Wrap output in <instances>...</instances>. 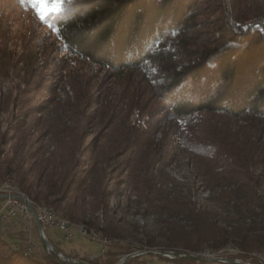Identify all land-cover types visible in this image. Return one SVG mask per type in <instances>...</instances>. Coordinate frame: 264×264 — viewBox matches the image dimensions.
I'll list each match as a JSON object with an SVG mask.
<instances>
[{
    "label": "trees",
    "instance_id": "obj_1",
    "mask_svg": "<svg viewBox=\"0 0 264 264\" xmlns=\"http://www.w3.org/2000/svg\"><path fill=\"white\" fill-rule=\"evenodd\" d=\"M199 1L70 0L62 13L51 14L54 33L66 52L112 72L140 74L141 70L154 69L140 77L152 85L136 87L134 99L127 101L122 111L109 106L112 115L107 127L116 128L120 140L110 148L104 147L111 138L94 147L90 165L76 181L75 196H61L75 167L61 152L53 154L51 160L39 161L38 176L30 177L25 165L31 147L22 146L17 159L0 160V182H13L36 205L57 214L68 198L106 212V165L115 150L122 148L128 155L127 178L138 198L151 212L188 222L169 228L166 249L196 253L230 245L238 252L229 258H244L255 250L264 252V200L258 192L264 182V0H228L229 5L226 0H210L209 9L218 15V22L201 35L188 32L195 25ZM148 91L154 100L146 107L140 95ZM125 111L128 114L122 119ZM143 113L149 114L143 117ZM219 116L226 120H216ZM229 120L245 123L231 125ZM165 121L179 145L191 154L205 186L218 188L214 197L217 204L233 202L238 213L252 211L250 206L259 207L258 222L239 224L237 218L221 216L215 210L197 209L177 191L168 195L162 187L164 177L152 173L153 165L163 162L159 145ZM156 131L163 132L159 140ZM65 149L66 154L75 153L73 146ZM61 211V217L107 241L122 237L110 223L100 227L91 220L74 219L65 207ZM231 220L236 224H229ZM221 221L228 224L221 226ZM154 244L159 245L149 240L144 247ZM110 250L106 256H96L91 264H119L117 251ZM135 257L122 264H144ZM173 259L196 262L187 257ZM0 264L71 263L58 259L54 252L36 259L0 234Z\"/></svg>",
    "mask_w": 264,
    "mask_h": 264
},
{
    "label": "rangeland",
    "instance_id": "obj_2",
    "mask_svg": "<svg viewBox=\"0 0 264 264\" xmlns=\"http://www.w3.org/2000/svg\"><path fill=\"white\" fill-rule=\"evenodd\" d=\"M210 2L199 1L195 8V25L188 30L189 33L201 35L216 25L218 15H213ZM226 4L229 5L228 0ZM151 71L154 69L141 70L140 74L131 70L112 72L93 66L65 51L54 33L51 15L41 21L30 5H22L20 0H0V160L17 159V151L22 146L31 147L26 152L25 166L29 167L30 177H37V163L47 158L51 160L53 154L61 152L64 160L75 164L73 175L65 181L61 196H75L76 181L90 165L89 156L94 147L104 139L108 141L111 138L107 146L103 145L104 148H110L120 140L118 133L114 132L116 128L107 127L111 122V108L122 111L124 104L134 99L132 95L136 87L146 88V84H150L149 80L144 81L140 77L143 73V77L148 76ZM149 96V91L140 95L141 103L146 107L154 100ZM156 104L153 103L154 106ZM123 114L122 119L128 113L125 111ZM143 114L144 117L146 113ZM222 119L226 120L221 116L216 120ZM229 121L231 125L245 123L243 120ZM168 124L160 129L165 128L159 145L161 154H164L163 162L152 167L153 174L164 177L162 187L168 195L172 196L177 191L197 209L215 210L221 216L237 218L239 224L248 226L252 221L258 222L259 207L250 206L252 211L240 210L242 212L238 213L233 202L217 204L214 197L218 188L211 190L205 186L191 154L179 145L178 137L172 134L173 128ZM162 133L156 131L155 138L159 140ZM67 146L70 149L73 146L75 153L66 154ZM127 161L128 155L119 148L106 165V212L82 206L73 198L63 201L59 209V214L65 207L67 214L74 219L91 220L100 227L110 223L118 228L122 237L107 241L99 233L87 232L83 228L86 234L69 239L59 229L43 226L46 240L52 246L83 264H91L96 256H106L107 249L117 251L119 263L136 256L135 261L143 260L144 264H239L222 261L198 263L199 260L193 263L159 255L158 252L162 251H179L165 247L169 241V228L186 226L188 222L182 217L151 212L128 181ZM5 181L0 185L11 182ZM258 192L264 200V182L259 185ZM231 222L229 224H236ZM219 223L221 226L228 224L226 221ZM72 224L74 228L81 226L76 222ZM0 234L18 248H24L31 242L34 247L30 254L36 259H41L46 252L32 219L0 221ZM91 234L103 241L92 238ZM149 240L159 245L144 247ZM258 252L261 253L255 250L250 254Z\"/></svg>",
    "mask_w": 264,
    "mask_h": 264
},
{
    "label": "built area",
    "instance_id": "obj_3",
    "mask_svg": "<svg viewBox=\"0 0 264 264\" xmlns=\"http://www.w3.org/2000/svg\"><path fill=\"white\" fill-rule=\"evenodd\" d=\"M30 208L31 206H26V202L18 199V198H10L4 192H1L0 186V221H10V220H26L32 219L35 222L36 220L40 223L41 228L38 231V234L41 238L46 239V235L43 229V226L47 227H54L59 229L65 236V238L72 239L78 234H86V232H81L76 230L72 227V225L65 220H58L57 216H52L49 213L45 212V208H40V211H34L35 217L33 216ZM92 238L100 239L99 237H95L92 235ZM103 241L102 239H100ZM34 245L31 242H28L27 245L24 247V250L31 251ZM45 248L47 253L54 252L56 257L60 260H69L72 263H75L77 260L65 254L63 251L56 249L49 243ZM238 251L233 250L232 247L229 249H219L210 251V254H203V252L198 253H180L179 256H174L172 253H165L166 257L169 256L171 258L174 257H184L188 254H194L198 256H205V257H220V258H229L228 256L237 253ZM236 263L239 264H264V252L261 251V254L256 255H247L246 257H234L233 258Z\"/></svg>",
    "mask_w": 264,
    "mask_h": 264
},
{
    "label": "bare ground",
    "instance_id": "obj_4",
    "mask_svg": "<svg viewBox=\"0 0 264 264\" xmlns=\"http://www.w3.org/2000/svg\"><path fill=\"white\" fill-rule=\"evenodd\" d=\"M0 186H1V192L6 193L8 195V197H10V198H18V199L26 202V206H31L34 211H40V208H45V212L46 213H49L52 216H57L58 220L68 221V220H66L64 218H61V216H59L54 211H52L51 208L49 209V208H46V206L36 205L24 193H22L20 190H18L16 185H14L12 182H8V183H6V185L2 183V185H0ZM68 222L74 228L73 224L70 221H68ZM74 229L79 230L81 232H85V229H83V227H81V226H77V228H74ZM230 247H232L233 250L238 251L237 248H235L233 246H230V245H228L226 248L223 247L221 249H229ZM210 251H213V250H209L207 248H204L203 250H200L198 252H203V254H210ZM28 252H30V251L29 250H25V253H28ZM198 252H196V253H198ZM256 254H261V253L258 252V253H253V254H250V255H256Z\"/></svg>",
    "mask_w": 264,
    "mask_h": 264
},
{
    "label": "snow or ice",
    "instance_id": "obj_5",
    "mask_svg": "<svg viewBox=\"0 0 264 264\" xmlns=\"http://www.w3.org/2000/svg\"><path fill=\"white\" fill-rule=\"evenodd\" d=\"M22 5H30L41 21L48 15L60 14L65 10L66 3L70 0H20Z\"/></svg>",
    "mask_w": 264,
    "mask_h": 264
},
{
    "label": "water",
    "instance_id": "obj_6",
    "mask_svg": "<svg viewBox=\"0 0 264 264\" xmlns=\"http://www.w3.org/2000/svg\"><path fill=\"white\" fill-rule=\"evenodd\" d=\"M33 216L35 217V213H34V210L33 208H30ZM35 225H36V228L37 230H39L41 228V225L40 223L36 220L35 218ZM42 239V242H43V246L46 247L49 242L44 239V238H41ZM56 250V249H55ZM164 253H172L174 256H179L180 252L179 251H162V252H158L159 255H163V256H166ZM184 257H187V258H191V259H194V260H203V261H222V262H230V263H236L235 260L233 258H220V257H212V258H209V257H205V256H198V255H194V254H188ZM67 263H71V264H83L82 262H79V261H76L75 263H72L71 261L69 260H63ZM125 260L123 261H120L119 264H122Z\"/></svg>",
    "mask_w": 264,
    "mask_h": 264
}]
</instances>
